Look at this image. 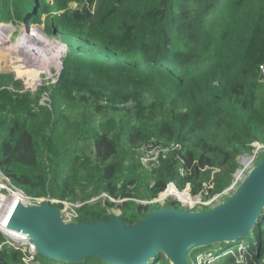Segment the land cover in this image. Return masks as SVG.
I'll return each instance as SVG.
<instances>
[{"label":"trees","instance_id":"obj_1","mask_svg":"<svg viewBox=\"0 0 264 264\" xmlns=\"http://www.w3.org/2000/svg\"><path fill=\"white\" fill-rule=\"evenodd\" d=\"M55 1L0 0V23L41 24L46 14V30H56L68 47L60 78L47 90L51 108L30 95L0 92L2 173L36 198H68L87 189L89 199H126L132 197L125 183L129 162L141 145H154L160 154L153 197L170 184L194 196L206 188L210 197L226 190L238 158L264 145V0H85L67 21L57 13L82 0ZM0 78V87L20 85ZM78 96L97 111L108 109L110 117L95 124L84 107L72 122L63 107ZM113 206L109 200L85 204L79 218H103ZM134 207L135 216L153 212ZM255 237L243 253L247 264H264V216ZM246 241L207 251L233 246L238 252ZM35 262L70 264L40 254ZM0 264L25 263L5 247ZM219 264L236 263L230 255Z\"/></svg>","mask_w":264,"mask_h":264},{"label":"rangeland","instance_id":"obj_2","mask_svg":"<svg viewBox=\"0 0 264 264\" xmlns=\"http://www.w3.org/2000/svg\"><path fill=\"white\" fill-rule=\"evenodd\" d=\"M26 1L27 0H24V3ZM57 3L58 2L55 0H49L50 6H55ZM86 3L88 2L85 0H82L81 2H70L69 4L67 3L65 9L57 13V15L59 18L67 21L68 17L64 16L69 15L73 10L83 8ZM41 20V24H35L32 22H18L15 24L0 23V77L12 78L14 83L19 82L20 84L18 86L15 85L14 87L12 84L3 85L4 87H0V92L7 89L9 91L30 95L32 99H36L38 101L39 107L51 108V92L47 90L52 86H55L60 78L63 70V61L68 53V47L56 30L51 32L46 30V14L42 15ZM3 26L7 28H2ZM41 43L44 44V46ZM259 96L261 100L264 99V83L259 88ZM66 101L69 102V99ZM70 103L71 105H66L63 108L64 115L68 116L69 120L72 122H74V119L79 118L83 112L82 110H84V107L87 108V113L89 115L92 114V116H94L92 118H95V124L106 122L111 115L110 111L106 108L101 111L95 110L91 101L83 102L80 96L76 99H71ZM101 106H107V103L103 102ZM85 150L89 153L88 144L85 145ZM163 151L168 153V150ZM159 154L160 150L154 145H141L137 154L133 155V160L129 162L127 176L125 179L128 193L132 196L131 198L110 199L107 195L100 194L98 197H91L89 199V197L92 196V193L87 189H81L76 194L70 195L68 198H36L29 196L25 191L18 187L17 188L23 192L25 199L28 200L30 204H35L37 207L49 204L51 208L58 209L61 212H64L65 215L72 217L74 222L80 221L78 210L83 205L102 200H109L114 204V206L107 207L105 216L114 220L120 218L124 225L130 228L139 224V219L141 217L135 216L134 211L136 210L134 206L138 204L149 206L152 211L168 209L173 205H175L179 210H190L193 212H209L219 208L235 196L239 188L243 186L247 180L249 174L261 164L264 158V145L254 144L253 151L245 153L243 156L239 157L238 163L240 167L238 170H242V173L237 174L238 180L235 178L236 172L233 175L232 184L222 193L211 197L209 196L207 188L198 196H194L192 195L190 188L185 187L183 189H179L174 184H170L164 193H161L157 197H153V186L155 185L157 177V162ZM244 158H253V161L248 162V165L243 166L241 163ZM49 165L51 167V171H53L55 169L54 166L52 164ZM217 172H219V170L214 171V173ZM214 173L211 178H213ZM2 175L4 174L2 173ZM68 176H70L69 167L65 170V173H63L64 178ZM6 178L13 186H15L8 177ZM0 185L5 186L6 188L8 186L6 181L1 176ZM170 187H174L177 191L172 189L173 191L169 195L162 198L163 195L168 193ZM9 193L10 192L7 189L0 191V199L7 197ZM181 194H183L186 198L183 195L181 196ZM74 195L76 196V201L74 200ZM84 198H86V200H84ZM195 198H197V200H195ZM174 202H177L179 205H176ZM125 203L128 204V207L122 208L121 206H124ZM263 216L264 211L260 218ZM256 226L251 230L249 238H240L247 240V244L238 245V252L235 251L233 246L222 250V253L221 251L215 253L207 251L210 247H216L223 244H212L195 249L192 248L185 254L184 264H219L221 262H225V258H228L230 255L235 259L236 264H247L245 254L243 252L248 250V246L256 243ZM5 247L21 253L22 258L28 255V249L23 242L15 241L0 234V248ZM89 258L86 262L84 261L81 263L70 264H86L90 261L111 264L107 261L97 259L90 260ZM158 259L162 260L160 264H174L173 256L165 254L163 249H159L158 254L147 264H153ZM177 263L182 264L183 262ZM33 264L38 263L34 261Z\"/></svg>","mask_w":264,"mask_h":264},{"label":"water","instance_id":"obj_3","mask_svg":"<svg viewBox=\"0 0 264 264\" xmlns=\"http://www.w3.org/2000/svg\"><path fill=\"white\" fill-rule=\"evenodd\" d=\"M263 211L264 158L230 201L209 212L173 205L141 217L137 226L128 228L120 218L106 216L74 222L49 204L37 207L18 196L10 200L6 216L12 221L8 228L24 232L38 253L49 259L81 263L90 257L111 264H147L163 249L173 256L174 264H184L192 248L249 238Z\"/></svg>","mask_w":264,"mask_h":264},{"label":"built area","instance_id":"obj_4","mask_svg":"<svg viewBox=\"0 0 264 264\" xmlns=\"http://www.w3.org/2000/svg\"><path fill=\"white\" fill-rule=\"evenodd\" d=\"M259 70H260L261 77L264 78V63L260 66ZM0 176L8 184L7 188L3 185H0V187H1L0 191L7 189L10 192L9 195L6 197L7 200H4L3 198L0 199V234L7 237V238L13 239L15 241L23 242L22 240H17L11 236L10 233L12 232V230H10L7 226H5L6 220H4V219L7 217L6 214L9 210L10 200L12 199V197L22 196L25 198V196L20 192V190L17 187L13 186L10 183V181L4 175H2L1 171H0ZM163 197H164V195L162 196V198ZM195 199L197 200V198H195ZM23 244H25V246L28 249V255L23 257V262L27 263V264H33L37 254H39L37 247L35 246V244L31 240V238H29V237H27V240L25 242H23Z\"/></svg>","mask_w":264,"mask_h":264},{"label":"bare ground","instance_id":"obj_5","mask_svg":"<svg viewBox=\"0 0 264 264\" xmlns=\"http://www.w3.org/2000/svg\"><path fill=\"white\" fill-rule=\"evenodd\" d=\"M42 44V43H41ZM43 46H44V44H42ZM23 47H24V43H23ZM22 47V48H23ZM29 47V46H28ZM31 47V46H30ZM34 50V49H33ZM35 51V50H34ZM252 156V155H251ZM248 157V156H247ZM256 157V156H255ZM253 161V158H244L243 160H242V165L244 166V165H248V162H252ZM239 173H242V171L241 172H239ZM236 179L238 180V176H236ZM236 180V181H237ZM4 200H7L6 199V197L5 198H3ZM182 199H184V198H182ZM4 220H6V225L5 226H12V221H11V219H10V217L8 218V216L4 219ZM11 236L13 237V238H15V239H17V240H22L23 242H25L26 240H27V236L24 234V232H20V231H12L11 233Z\"/></svg>","mask_w":264,"mask_h":264}]
</instances>
